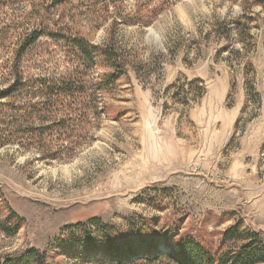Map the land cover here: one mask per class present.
Segmentation results:
<instances>
[{
  "label": "rangeland",
  "instance_id": "rangeland-1",
  "mask_svg": "<svg viewBox=\"0 0 264 264\" xmlns=\"http://www.w3.org/2000/svg\"><path fill=\"white\" fill-rule=\"evenodd\" d=\"M83 45L97 63L115 46V83L97 89L109 71ZM18 66L24 89L0 101V224L22 221L0 227V255L173 264L79 243L105 230L161 251L184 235L226 250L234 225L264 241V0H0V89ZM81 70L84 94L49 93Z\"/></svg>",
  "mask_w": 264,
  "mask_h": 264
},
{
  "label": "trees",
  "instance_id": "trees-1",
  "mask_svg": "<svg viewBox=\"0 0 264 264\" xmlns=\"http://www.w3.org/2000/svg\"><path fill=\"white\" fill-rule=\"evenodd\" d=\"M39 35H41L40 32L34 31L27 45L34 42ZM114 47L111 45L109 48H99L102 59L98 63L93 60L90 54L91 51H88L85 46L80 49V53H86V57L94 61L93 66H104L109 71L107 74L101 75L102 81L100 79L97 84L99 85V88H97L99 91L110 83H115L116 78L122 72L124 62L117 56ZM82 70L71 77V83L67 80L54 84L57 87H47L49 93L54 94V97L57 98L61 95L64 97L84 94L83 83L77 80L82 79ZM22 73L20 66L15 68V79L8 86L0 89V101L12 96L16 91L24 89L23 82L18 85ZM0 105L7 106L4 103ZM11 219L15 223H10L9 220ZM18 221L22 220L10 211L9 216L4 218L0 224L1 230L9 235L14 233L19 227L20 223ZM238 230V225H234L223 233L220 242H229V247L219 252L218 249L213 250L210 246L203 245L196 238L189 235L172 238L170 241L166 239V251L159 249L158 238L153 235L119 236L117 232L112 233L106 230L103 232L105 235L101 236L102 238L98 239L85 235L79 243L88 250L97 251L101 249L103 256L107 257L108 261L116 263L136 262L137 259L147 261L150 260L151 256H164L166 259L171 260L173 264H264V241L254 234L242 236ZM241 240L244 242H241L236 249L235 241ZM0 264H47V260L44 252L34 247H27L17 252L0 255Z\"/></svg>",
  "mask_w": 264,
  "mask_h": 264
}]
</instances>
